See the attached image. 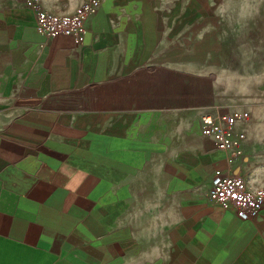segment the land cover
Wrapping results in <instances>:
<instances>
[{"label":"crops","instance_id":"crops-1","mask_svg":"<svg viewBox=\"0 0 264 264\" xmlns=\"http://www.w3.org/2000/svg\"><path fill=\"white\" fill-rule=\"evenodd\" d=\"M172 2L100 0L75 43L0 0V264H264V207L241 221L207 196L215 171L264 189V97L228 88ZM233 111L227 163L201 121Z\"/></svg>","mask_w":264,"mask_h":264},{"label":"rangeland","instance_id":"rangeland-1","mask_svg":"<svg viewBox=\"0 0 264 264\" xmlns=\"http://www.w3.org/2000/svg\"><path fill=\"white\" fill-rule=\"evenodd\" d=\"M171 4L179 12L183 30L200 41L198 56L219 63L228 88L244 96L264 97V0H176Z\"/></svg>","mask_w":264,"mask_h":264},{"label":"built area","instance_id":"built-area-1","mask_svg":"<svg viewBox=\"0 0 264 264\" xmlns=\"http://www.w3.org/2000/svg\"><path fill=\"white\" fill-rule=\"evenodd\" d=\"M34 15L35 31L46 40L57 36L73 38L75 43L84 40L85 20L94 15L100 0H80L71 14H55L42 7V0H22ZM249 115L245 111L219 112L202 117V134L223 152L226 162L231 163L242 155L245 135L235 132L238 123L246 122ZM208 199L222 210L233 211L241 221L256 219L264 207V189L251 187L242 177L215 171L208 190Z\"/></svg>","mask_w":264,"mask_h":264},{"label":"bare ground","instance_id":"bare-ground-1","mask_svg":"<svg viewBox=\"0 0 264 264\" xmlns=\"http://www.w3.org/2000/svg\"><path fill=\"white\" fill-rule=\"evenodd\" d=\"M107 1V0H106ZM107 6V5H106Z\"/></svg>","mask_w":264,"mask_h":264}]
</instances>
